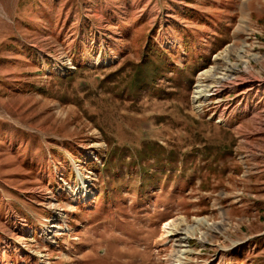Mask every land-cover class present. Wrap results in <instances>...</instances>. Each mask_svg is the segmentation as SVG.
Here are the masks:
<instances>
[{
  "label": "rangeland",
  "instance_id": "rangeland-1",
  "mask_svg": "<svg viewBox=\"0 0 264 264\" xmlns=\"http://www.w3.org/2000/svg\"><path fill=\"white\" fill-rule=\"evenodd\" d=\"M182 219L177 264H264V0H0V264H174Z\"/></svg>",
  "mask_w": 264,
  "mask_h": 264
},
{
  "label": "bare ground",
  "instance_id": "bare-ground-1",
  "mask_svg": "<svg viewBox=\"0 0 264 264\" xmlns=\"http://www.w3.org/2000/svg\"><path fill=\"white\" fill-rule=\"evenodd\" d=\"M241 53V55H239L240 58H245V56L243 55V50L241 49L239 51ZM221 57H219L220 59ZM218 59V57H217ZM226 61V60H225ZM211 69V70H209ZM207 71H204L203 73H201V75H204V77L206 79H208L209 83L208 84H201L198 83L195 85V90L193 91V96H192V100L194 103H198L200 102V100H202L203 98L207 97L210 95L211 90L216 91L218 90L220 87H223L226 84H232L233 81V73L238 70L240 71V69L237 68L236 65H232L230 63H226L224 67H219V66H214L209 68ZM244 72L246 74H248L249 76H251V72L248 68L244 69ZM235 74V73H234ZM236 83V82H235ZM239 84V83H238ZM184 220H178V221H168L165 225L166 230H165V234L164 236L166 237H174L177 244H176V249H174V254L172 256V260L175 262H173L174 264H177L178 260H179V256L181 254H183V252H185V249H182V247H186V245H184V243L186 241H188V233H192L194 228L196 227V225L199 222H204L206 223L205 219H197L196 223L193 225H189L190 228H186V227H180L182 222ZM203 239V238H202ZM200 239V240H202Z\"/></svg>",
  "mask_w": 264,
  "mask_h": 264
}]
</instances>
